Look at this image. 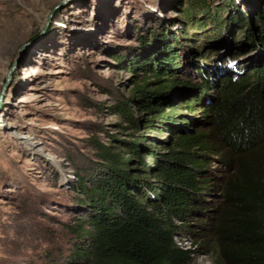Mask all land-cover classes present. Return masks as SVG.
<instances>
[{
  "label": "trees",
  "instance_id": "trees-1",
  "mask_svg": "<svg viewBox=\"0 0 264 264\" xmlns=\"http://www.w3.org/2000/svg\"><path fill=\"white\" fill-rule=\"evenodd\" d=\"M246 1L250 20L227 0L189 2L204 40L231 32L220 61L164 26L142 43L129 68L143 80L111 107L116 134L75 173L67 259L38 264H191L176 239L190 228L213 264H264V0Z\"/></svg>",
  "mask_w": 264,
  "mask_h": 264
},
{
  "label": "rangeland",
  "instance_id": "rangeland-1",
  "mask_svg": "<svg viewBox=\"0 0 264 264\" xmlns=\"http://www.w3.org/2000/svg\"><path fill=\"white\" fill-rule=\"evenodd\" d=\"M57 1L0 0V89L17 48ZM227 1L252 19L254 9L246 0ZM189 2L76 0L58 11L50 31L22 54L0 104V264H38L45 255L67 259V226L78 215L67 205L75 173L95 161L94 140L107 143L116 134L120 118L111 107L143 80L141 71L129 68L139 54L148 57L142 43L164 26L181 42L187 37L189 50H216L218 61L230 54L229 29L204 40L186 14ZM257 54L251 51L243 61ZM188 230L176 239L192 252L191 264H213L201 247L202 233Z\"/></svg>",
  "mask_w": 264,
  "mask_h": 264
},
{
  "label": "water",
  "instance_id": "water-1",
  "mask_svg": "<svg viewBox=\"0 0 264 264\" xmlns=\"http://www.w3.org/2000/svg\"><path fill=\"white\" fill-rule=\"evenodd\" d=\"M76 1V0H58L47 13L42 26L25 42H23L16 50V56L13 62L11 63L9 69L7 70L4 78V83L0 89V104L4 94L5 89L8 86L10 80V74L12 70L15 68L17 61L20 59L22 54L26 52L28 49L37 44L51 29V22L57 12L65 7V5Z\"/></svg>",
  "mask_w": 264,
  "mask_h": 264
}]
</instances>
